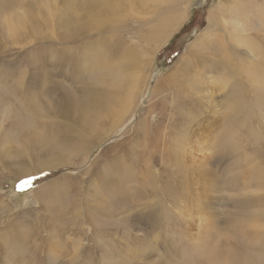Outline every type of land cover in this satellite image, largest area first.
<instances>
[{"label":"rangeland","instance_id":"374dc122","mask_svg":"<svg viewBox=\"0 0 264 264\" xmlns=\"http://www.w3.org/2000/svg\"><path fill=\"white\" fill-rule=\"evenodd\" d=\"M126 48L146 81L84 123ZM237 257L264 264V0H0V264Z\"/></svg>","mask_w":264,"mask_h":264},{"label":"bare ground","instance_id":"6f19581e","mask_svg":"<svg viewBox=\"0 0 264 264\" xmlns=\"http://www.w3.org/2000/svg\"><path fill=\"white\" fill-rule=\"evenodd\" d=\"M109 2L113 3V0H109ZM115 6H116V3H115ZM112 8L114 9L113 6H112ZM178 11L179 12H178V14L176 16V19H178V15L180 13H182V12L183 13H182L181 18L179 19V21H177V26H179L182 22H184V20L186 19L187 15H188L187 13L184 12L183 9H178ZM210 17H214V16H210ZM182 18H183V20H182ZM210 21H212V19H210ZM166 22H167V20H165V23H162L163 25H165V28H166V25H167ZM96 24H99V23H96ZM207 29H209V27ZM169 34H167V36ZM169 36L167 38H169ZM156 38L159 39L158 36ZM124 50H125L124 51V55L120 59L119 62H113V61L107 60L105 58L103 52H99L98 56L97 55L93 56V62L91 60V64L94 66V69H96V70L98 68L100 69V71L97 70L98 71L97 73H99L97 75L98 79H99V82H96V84H101V85L103 84L106 87L103 90H101V91L98 90L97 88L90 89L88 91L89 93L86 96L85 100L82 103H79V105H78L80 107L79 110L81 112L82 119L85 121L84 123H88V125H90V126L94 127L95 125L96 126L99 125L100 124L99 122L103 118L108 117L109 116V112L113 111L112 108H117L120 105H124L125 102H129L130 101L129 96L134 97L136 95V93L140 90V86H139L140 83L144 84L143 81H146V78L144 77V75L142 77L141 74H140L141 73V68L143 66H145V65H146L145 67L152 65L153 61H154V58H151L150 57L151 55L148 53L149 54V60H146V59L142 60L141 56L138 57L139 56V54H138L139 51L136 50L137 51L136 52L135 50H130V49L128 50L127 48L124 49ZM148 54L146 55L147 57H148ZM106 61H108V62H106ZM101 63H103V65H100ZM106 65L108 66V68L106 67ZM126 65L129 66L131 71H132V74H131V77H130L131 91H129L127 94H125V97L121 101L119 95H120V89H121V83L122 82L115 80V75H114L113 69H114L115 66L124 67ZM144 72L145 71H143L142 73L144 74ZM147 76H148V74H147ZM158 83H160V81ZM74 103H73V105H74ZM127 106L130 108V105H127ZM107 107H109V109ZM75 137L76 136L71 133V130H70L69 127L64 126V127L61 128L60 138L62 139L61 141H63L66 144V147H69L70 145H72V143H74L76 141ZM54 147H65V145L62 142L55 141L51 148L56 150L57 148H54ZM58 159H61L62 162H64V163L66 161L65 159H63L61 157H57V159H55V160H58ZM64 163L63 164L59 163L57 165H52L51 164V167L43 168L41 171H46V170H49V169H53L55 167L65 166ZM41 171L29 174V175H36V174H39V172L41 173ZM117 193H118V190H117ZM212 257H215V254H212ZM237 258L239 260V264H248L247 260L244 259L243 257H237Z\"/></svg>","mask_w":264,"mask_h":264},{"label":"snow or ice","instance_id":"6c2138e0","mask_svg":"<svg viewBox=\"0 0 264 264\" xmlns=\"http://www.w3.org/2000/svg\"><path fill=\"white\" fill-rule=\"evenodd\" d=\"M25 183H31L30 181H27V182H25Z\"/></svg>","mask_w":264,"mask_h":264}]
</instances>
